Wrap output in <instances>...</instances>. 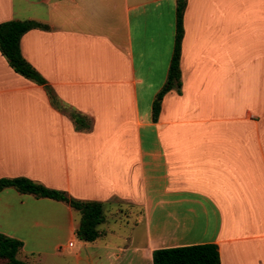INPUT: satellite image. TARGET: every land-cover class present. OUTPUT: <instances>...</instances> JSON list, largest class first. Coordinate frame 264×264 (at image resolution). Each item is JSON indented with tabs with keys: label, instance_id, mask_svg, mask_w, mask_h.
<instances>
[{
	"label": "crops",
	"instance_id": "0c3cea01",
	"mask_svg": "<svg viewBox=\"0 0 264 264\" xmlns=\"http://www.w3.org/2000/svg\"><path fill=\"white\" fill-rule=\"evenodd\" d=\"M10 19L46 25L20 38L43 82L0 52V178L103 203L83 241L68 202L1 189L18 259L153 264L154 249L214 243L220 264H264V0H186L181 85L156 119L176 0H0Z\"/></svg>",
	"mask_w": 264,
	"mask_h": 264
},
{
	"label": "trees",
	"instance_id": "16d2710c",
	"mask_svg": "<svg viewBox=\"0 0 264 264\" xmlns=\"http://www.w3.org/2000/svg\"><path fill=\"white\" fill-rule=\"evenodd\" d=\"M186 0H176V35L174 50L167 74V80L157 93L153 102V118L160 110V101L164 93L181 85L179 67L180 43L183 36V13ZM46 25L34 20L10 19L0 22V52L13 70L36 82H43L38 72L22 56L20 38L32 28H43ZM14 187L21 193H31L39 197H48L68 202L79 213V222L75 235L79 240L93 241L99 236L98 225L103 220V203L92 200L70 198L64 191L38 184L26 177L0 178V190ZM22 247L19 239L0 232L1 264H30L17 258ZM153 264H220L218 246L214 243L192 244L186 246L164 247L152 252Z\"/></svg>",
	"mask_w": 264,
	"mask_h": 264
},
{
	"label": "rangeland",
	"instance_id": "374dc122",
	"mask_svg": "<svg viewBox=\"0 0 264 264\" xmlns=\"http://www.w3.org/2000/svg\"><path fill=\"white\" fill-rule=\"evenodd\" d=\"M15 4H17V0H15ZM67 240L66 237L60 239L61 242ZM42 256V261L43 263L42 264H48V262L50 261L51 257L53 256L52 254L50 253H47V254H44V255H41ZM1 260H0V264H1Z\"/></svg>",
	"mask_w": 264,
	"mask_h": 264
},
{
	"label": "built area",
	"instance_id": "2783aa9c",
	"mask_svg": "<svg viewBox=\"0 0 264 264\" xmlns=\"http://www.w3.org/2000/svg\"><path fill=\"white\" fill-rule=\"evenodd\" d=\"M69 245H72V242H70Z\"/></svg>",
	"mask_w": 264,
	"mask_h": 264
}]
</instances>
